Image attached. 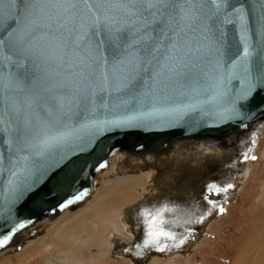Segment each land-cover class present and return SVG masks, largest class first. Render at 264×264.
<instances>
[{
    "label": "water",
    "instance_id": "1",
    "mask_svg": "<svg viewBox=\"0 0 264 264\" xmlns=\"http://www.w3.org/2000/svg\"><path fill=\"white\" fill-rule=\"evenodd\" d=\"M2 8L0 255L88 204L118 156L111 178L152 176L124 215L133 239L113 255L132 264L190 256L236 199L264 138V0H168L165 35L145 46L157 58L118 89L107 62L68 66L49 39L10 37L9 10L23 4ZM103 55L114 51L105 45ZM161 205L175 238L145 246L143 212Z\"/></svg>",
    "mask_w": 264,
    "mask_h": 264
},
{
    "label": "snow or ice",
    "instance_id": "2",
    "mask_svg": "<svg viewBox=\"0 0 264 264\" xmlns=\"http://www.w3.org/2000/svg\"><path fill=\"white\" fill-rule=\"evenodd\" d=\"M18 2L23 4L19 15L9 10L10 37L19 41L27 36L29 44L47 38L68 66L79 62L83 67L102 70L107 62L109 77L117 89L130 83L142 64H150L157 58L160 49L149 52L145 46L152 43L155 33L165 35L171 16L167 12L168 0H7L10 5ZM4 3L5 0H0V16ZM105 45L114 51L111 60L103 55ZM170 54L167 50L163 59ZM121 65H127L126 72H120ZM101 78H106L103 71ZM80 198V193H76L64 206ZM164 208L161 205L143 212L149 218L145 246L158 244L160 237L175 238L166 227L170 223L167 216L161 215ZM3 243L0 241V246ZM157 251L163 249L158 247Z\"/></svg>",
    "mask_w": 264,
    "mask_h": 264
},
{
    "label": "rangeland",
    "instance_id": "3",
    "mask_svg": "<svg viewBox=\"0 0 264 264\" xmlns=\"http://www.w3.org/2000/svg\"><path fill=\"white\" fill-rule=\"evenodd\" d=\"M133 182H120L103 190L99 200L106 207L99 215L68 217L37 247L25 253L2 257L0 264H45L48 260L55 264H130L128 260L112 259L107 236L109 233L120 234L116 232L119 226L117 216L136 200L131 195ZM92 221L98 223V233H93L95 227L90 224ZM75 241L79 244L74 245ZM62 245H68L74 251L65 261L54 257ZM240 261L243 264H264V138L244 188L225 214L211 225L191 257L169 261L158 259L150 264H238Z\"/></svg>",
    "mask_w": 264,
    "mask_h": 264
},
{
    "label": "bare ground",
    "instance_id": "4",
    "mask_svg": "<svg viewBox=\"0 0 264 264\" xmlns=\"http://www.w3.org/2000/svg\"><path fill=\"white\" fill-rule=\"evenodd\" d=\"M118 161H119V158L117 156L113 160V167H112V169L109 170L108 173L106 174V177L108 176L109 179H106V177H104L102 179V181H101V183L99 185V188L97 190V193L95 194V196L92 198V200L88 204H86L84 207H82V208H80V209H78L76 211H67V212L63 213L42 234V236L36 238L35 240L29 241L28 244L22 250H20V251L9 250V251H6V252L2 253L0 255V258H2V257H9V256L14 255V254H17V253L18 254L25 253L28 250L32 249L33 247L37 246L39 243H42L45 239H48L49 234L52 233L53 230L57 229L61 225V223H63L68 217L71 218V217H78V216H80L81 218H88L92 214L99 215V212L102 211L106 207V204L103 203L101 200H99L100 197H101V193L103 192V190L109 189L111 187H114L115 185H117L120 182L134 180L135 183L133 182L134 185L131 187L132 188L131 189V192H132L131 195L133 194V196L136 198V200L133 201V202H131V203H129L123 210H121V212H119V214L117 216V222H118V225H119L118 226V230H119L120 234L109 233L108 236H107V238L109 239L108 241H109V245H110V247H109L110 255L113 256L112 259L118 260V261L128 260L130 262V264H132L131 260L128 257H118V256H114L113 255V251H114V248H115L116 243L118 242V240H122L123 239V240H125L127 242L132 241L133 236L131 235V232H130V230L128 228V224L126 222V219L124 218V215H125L126 209H128L134 203H137V201L140 200L142 197H144V195L147 193L146 192V189L151 184V176L152 175H150V174H133V175H129V176L115 175L113 178H111L110 177L111 174L118 173V171L116 169H114V167L119 164ZM253 165H254V163H251L247 167V169L245 170V174H244V185L239 189V194H240L241 190L244 188L245 183H246L247 179L249 178V176L251 174V171L253 169ZM138 182H141V183H138ZM125 189H128V188H125ZM215 221H213L211 223V225ZM93 225L95 227V232L94 233H98L99 232V229H98L97 224L94 223ZM211 225H210V227H211ZM210 227H209V229H210ZM75 235H76V233H75ZM75 243L76 244H79L77 241L74 242V245H75ZM63 245L58 248V250L56 251L54 257L57 258V259H59V260L65 261L70 255H73L74 254V251L68 245H66V246H63ZM189 257H191V255L190 256L179 255L177 257H171V258L154 257V258L151 259V261L149 262V264L151 262H153L154 260H158V259L160 261H162V260L169 261L171 259H177V258H179V259H185V258H189ZM87 258L89 259V256ZM120 259H122V260H120ZM239 263H241V261L238 262V264ZM45 264H55V262L52 261V260H48V261L45 262ZM241 264H243V261H242Z\"/></svg>",
    "mask_w": 264,
    "mask_h": 264
},
{
    "label": "flooded vegetation",
    "instance_id": "5",
    "mask_svg": "<svg viewBox=\"0 0 264 264\" xmlns=\"http://www.w3.org/2000/svg\"><path fill=\"white\" fill-rule=\"evenodd\" d=\"M63 223H64V222H63ZM94 223H96V221H92L90 224H92V225H93ZM61 224H62V223H61ZM97 225H98V223H97ZM92 231H93V230H92ZM116 232L118 233V232H119V230H118V231H116ZM93 233H94V231H93ZM49 235H50V234H49ZM39 244H41V243H39ZM39 244H38V245H39ZM96 245H97V244H96ZM35 247H37V246H35ZM47 249H48V248H47ZM30 250H31V249H30ZM28 251H29V250H28Z\"/></svg>",
    "mask_w": 264,
    "mask_h": 264
}]
</instances>
